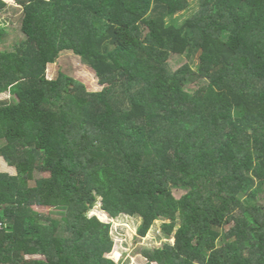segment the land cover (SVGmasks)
<instances>
[{
  "label": "trees",
  "instance_id": "obj_1",
  "mask_svg": "<svg viewBox=\"0 0 264 264\" xmlns=\"http://www.w3.org/2000/svg\"><path fill=\"white\" fill-rule=\"evenodd\" d=\"M14 1L24 39L0 51V157L15 169L0 171V264H114L110 224L89 216L97 197L111 218L141 219L140 236L162 221L173 242L145 248L146 264H264V0H200L178 26L166 18L188 0ZM66 51L99 91L47 78ZM171 53L197 68L172 70Z\"/></svg>",
  "mask_w": 264,
  "mask_h": 264
},
{
  "label": "rangeland",
  "instance_id": "obj_2",
  "mask_svg": "<svg viewBox=\"0 0 264 264\" xmlns=\"http://www.w3.org/2000/svg\"><path fill=\"white\" fill-rule=\"evenodd\" d=\"M4 1L7 6L0 11V25L6 30V35L0 43V51L13 50L15 46L20 44L24 39V36L20 31L22 8L16 4L14 0ZM188 3V7L185 10L169 15L166 18V22L177 26L181 25L188 17L198 10L200 0H188ZM167 62L172 70L180 68L185 63H188L191 68L195 70L198 65V58L195 57L193 60H189L184 55L171 53ZM59 72L65 73L66 75L81 81L89 91H99L101 89L93 70L83 64L80 58L72 52H62L55 63L47 65V78H56ZM205 82L206 81L200 79L191 80L186 84L185 88L192 93ZM8 97L9 93L7 92L0 94V100H4ZM2 144L3 142L0 141V146ZM0 171L15 174L14 167L7 164L1 157ZM43 175L46 176L47 173H43ZM249 180L252 181V184L256 189H259L262 185L261 181H258L251 175H249ZM182 193V190H175L174 195L178 198ZM239 197L246 203L252 204L254 202V199L248 197L245 193L240 194ZM258 202H261L263 205L262 201ZM33 209L44 216L51 215L59 218L61 215L60 210L52 207L34 205ZM92 215L98 217L103 222H108L110 224V235L113 240V246L112 250L106 254V257L110 258L114 264H146L147 260L142 253L145 248L152 249L161 246L165 242H173V238H164L160 228L162 223L161 220H156L146 234L140 236L137 233V228L140 225L141 219L126 214L111 218L101 209L99 197L96 198V201L89 212V216ZM228 228L229 226H226L224 231L228 230Z\"/></svg>",
  "mask_w": 264,
  "mask_h": 264
}]
</instances>
